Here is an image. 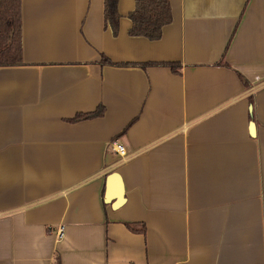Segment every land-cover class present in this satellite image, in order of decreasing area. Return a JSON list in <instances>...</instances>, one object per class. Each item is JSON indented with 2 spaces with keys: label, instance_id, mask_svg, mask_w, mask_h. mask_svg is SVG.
Here are the masks:
<instances>
[{
  "label": "crops",
  "instance_id": "obj_1",
  "mask_svg": "<svg viewBox=\"0 0 264 264\" xmlns=\"http://www.w3.org/2000/svg\"><path fill=\"white\" fill-rule=\"evenodd\" d=\"M137 1L115 34L105 0H21L0 264H264V0H165L155 41Z\"/></svg>",
  "mask_w": 264,
  "mask_h": 264
},
{
  "label": "trees",
  "instance_id": "obj_2",
  "mask_svg": "<svg viewBox=\"0 0 264 264\" xmlns=\"http://www.w3.org/2000/svg\"><path fill=\"white\" fill-rule=\"evenodd\" d=\"M105 19L116 34L119 21L118 0H105ZM131 19V36L155 41L161 38L163 28L171 22V7L165 0H138ZM21 63V0H0V67H14ZM104 63L108 61L104 60ZM102 114V111H98L79 116L75 121L99 117ZM129 227L132 229V226Z\"/></svg>",
  "mask_w": 264,
  "mask_h": 264
},
{
  "label": "built area",
  "instance_id": "obj_3",
  "mask_svg": "<svg viewBox=\"0 0 264 264\" xmlns=\"http://www.w3.org/2000/svg\"><path fill=\"white\" fill-rule=\"evenodd\" d=\"M111 148L113 151L116 152V154L120 156L123 162L127 160V152L124 146L118 144V142H114L111 145ZM63 237H64V227H60L59 230L57 231V238L59 240H62Z\"/></svg>",
  "mask_w": 264,
  "mask_h": 264
},
{
  "label": "water",
  "instance_id": "obj_4",
  "mask_svg": "<svg viewBox=\"0 0 264 264\" xmlns=\"http://www.w3.org/2000/svg\"><path fill=\"white\" fill-rule=\"evenodd\" d=\"M118 179H119L118 174H114L108 179V184H111V182H114L115 180H118Z\"/></svg>",
  "mask_w": 264,
  "mask_h": 264
}]
</instances>
